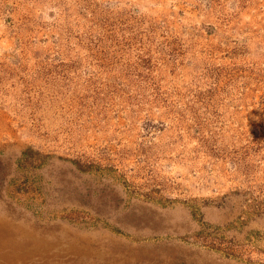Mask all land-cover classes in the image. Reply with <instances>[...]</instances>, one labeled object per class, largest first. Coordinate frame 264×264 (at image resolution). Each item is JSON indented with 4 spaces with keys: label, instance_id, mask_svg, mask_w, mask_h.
<instances>
[{
    "label": "rangeland",
    "instance_id": "374dc122",
    "mask_svg": "<svg viewBox=\"0 0 264 264\" xmlns=\"http://www.w3.org/2000/svg\"><path fill=\"white\" fill-rule=\"evenodd\" d=\"M0 264H264V0H0Z\"/></svg>",
    "mask_w": 264,
    "mask_h": 264
}]
</instances>
